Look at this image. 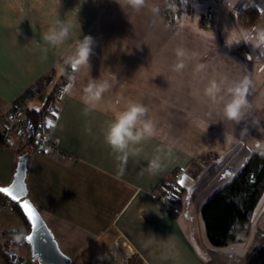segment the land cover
I'll return each mask as SVG.
<instances>
[{"label": "crops", "instance_id": "1", "mask_svg": "<svg viewBox=\"0 0 264 264\" xmlns=\"http://www.w3.org/2000/svg\"><path fill=\"white\" fill-rule=\"evenodd\" d=\"M166 2L154 0L155 15H125L115 0H0V124L16 98L40 87L25 107L43 108L54 84L66 76L47 130L54 147L28 148L27 197L70 264H264V190L240 241L212 245L200 214L254 151L264 152V54L242 39L246 30L264 26V0H179L184 11L176 19L163 14ZM58 15L75 26L66 45L50 48L41 34ZM230 32L241 42L226 46ZM86 35L94 41L90 77L98 78L104 68L116 74L118 83L106 98L138 100L162 130L160 138L142 145L140 156L129 158L123 175L103 138L110 114H86L79 95L87 77L60 67L68 45ZM177 46L196 54L180 74L170 70ZM196 64L205 69L195 73ZM244 75L253 82L252 109L239 125L217 123L220 116L201 94L204 84L212 77ZM198 121L210 124L204 134ZM223 132L234 140L223 143ZM17 148L18 142L0 143V185L13 177ZM157 148H165L164 166L152 174L145 168ZM175 171L184 186L177 183L165 210L156 192ZM25 229L13 209L0 210V241L6 231ZM11 250L21 256L12 264H40L31 258L28 242Z\"/></svg>", "mask_w": 264, "mask_h": 264}, {"label": "clouds", "instance_id": "2", "mask_svg": "<svg viewBox=\"0 0 264 264\" xmlns=\"http://www.w3.org/2000/svg\"><path fill=\"white\" fill-rule=\"evenodd\" d=\"M60 3V0H58ZM121 11L141 13L148 12L153 15L159 12V8L154 0H115ZM78 23V21H76ZM79 35H80V24ZM74 23L66 19H57L49 24L42 32L41 40L50 48H60L71 39ZM243 42L251 45L253 50H259L264 54V26H253L251 30H246L243 34ZM32 42V41H31ZM231 42V43H229ZM241 37L235 32H230L226 37V46L238 44ZM36 47H40L39 42H35ZM94 41L91 36L78 37L68 45V51L62 58V65L83 72L87 77V82L80 90L79 100L84 105L85 113L102 111L110 114V119L106 122L103 138L105 144L110 149L118 171L123 175L130 157H138L143 152L142 145L146 142L160 138L162 130L158 127L157 120L149 114V108L138 100L125 98L122 94H114L106 98V94H111L113 88L118 83L116 74L110 69L101 70L98 78H91L89 75V58L92 55ZM175 62L170 70L180 74L188 66V62L193 59L195 53L189 52L181 46L173 49ZM205 69L204 64H196L195 73H200ZM252 80L244 75L237 79L227 77H212L207 80L202 89V96L207 104L220 116L222 123L229 122L234 126L239 125L247 112L253 105L248 99L249 89L252 87ZM198 126L202 128L204 134L210 124L198 121ZM235 131V129H233ZM224 142L231 143L234 140L233 134L223 132ZM167 152H171V146H165ZM165 148H157L155 153L147 159L145 170L149 173H158L164 166ZM19 242L22 237L16 236Z\"/></svg>", "mask_w": 264, "mask_h": 264}, {"label": "trees", "instance_id": "3", "mask_svg": "<svg viewBox=\"0 0 264 264\" xmlns=\"http://www.w3.org/2000/svg\"><path fill=\"white\" fill-rule=\"evenodd\" d=\"M252 9L250 19L254 17ZM66 76L60 79L62 82ZM59 80V81H60ZM57 81L49 92V96L58 84ZM25 115L31 123L34 132L41 129L40 118L42 108L39 110L25 109ZM18 142L17 154L28 153V148L34 149L33 137L21 138ZM264 190V152L254 151L233 179L225 186L212 194L200 209L206 236L214 246H222L231 242L242 240L249 232L252 211ZM173 197H170V199ZM169 199V201H170ZM10 208L13 209L25 222L26 229L6 231L0 241V260L7 264L18 261L21 256L13 253V247L26 243L24 236L29 228V222L22 213L18 203L9 199ZM21 236L18 242L15 237Z\"/></svg>", "mask_w": 264, "mask_h": 264}, {"label": "built area", "instance_id": "4", "mask_svg": "<svg viewBox=\"0 0 264 264\" xmlns=\"http://www.w3.org/2000/svg\"><path fill=\"white\" fill-rule=\"evenodd\" d=\"M179 0H167L166 6L163 8V14L171 19H176L179 14L184 11V8L178 4ZM62 81L60 80L55 86V89L47 98L45 105L42 108V115L40 118L41 129L37 132L33 131L31 123L25 115V101L29 97H35L42 92V87L32 92L23 94L21 97L16 98L9 109L4 110L2 113V121L0 124V143L9 145L17 142L21 138L33 137L34 149L36 151H43L47 147H54L53 141L48 137L47 130L53 123V118L56 112L55 97L61 90ZM49 95V94H48ZM175 171L172 177L166 179L156 192V198L165 210L171 207L170 197L176 195L178 189ZM9 198L0 194V210L2 208H9Z\"/></svg>", "mask_w": 264, "mask_h": 264}, {"label": "water", "instance_id": "5", "mask_svg": "<svg viewBox=\"0 0 264 264\" xmlns=\"http://www.w3.org/2000/svg\"><path fill=\"white\" fill-rule=\"evenodd\" d=\"M26 158H27L26 152L18 155L15 170L11 181L6 185H0V187L13 188L14 193L20 195L21 202L27 200L31 205H33V203L27 197V189L25 185ZM27 235L34 236V240L32 241V243L31 244L28 243L30 248L31 258L33 260H36L40 264H70L71 258L60 249L51 231L49 230L46 222L44 221L43 217L41 216L38 210H37V227L35 231H33L31 224L29 222V230L25 234L24 238Z\"/></svg>", "mask_w": 264, "mask_h": 264}, {"label": "snow or ice", "instance_id": "6", "mask_svg": "<svg viewBox=\"0 0 264 264\" xmlns=\"http://www.w3.org/2000/svg\"><path fill=\"white\" fill-rule=\"evenodd\" d=\"M229 43H231V42H229ZM72 70L75 71V69H72ZM225 175H227V173ZM177 183L181 187H183L184 186V178H180L177 181ZM189 191H191V189H189ZM0 194H3V196H5V197H9L12 201L19 204V207L23 211L27 221L30 222L33 231H35V229L37 227V209L33 205H31L27 200H24L23 202H21L20 195L15 194L13 188H11V187H0ZM25 239L27 240V242L29 244H31L32 241L34 240V236L33 235H27L25 237Z\"/></svg>", "mask_w": 264, "mask_h": 264}]
</instances>
